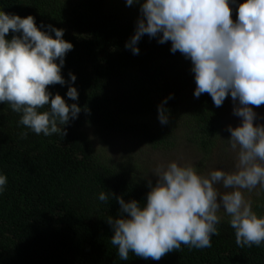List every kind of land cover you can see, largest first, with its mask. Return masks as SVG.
I'll return each instance as SVG.
<instances>
[{"label": "trees", "instance_id": "16d2710c", "mask_svg": "<svg viewBox=\"0 0 264 264\" xmlns=\"http://www.w3.org/2000/svg\"><path fill=\"white\" fill-rule=\"evenodd\" d=\"M0 11L31 15L42 31L48 25L65 31L63 39L74 46L62 68L67 83L48 90L82 109L69 123L81 120L100 132L132 134L165 149L182 118L199 150L207 153L214 145L218 112L210 95L195 98L191 62L173 54L171 42L147 35L136 45L139 55L125 47L140 13L114 0H0ZM69 87L77 89L78 100L67 97ZM170 96L164 105L169 123L162 125L158 106ZM21 115L0 104V174L8 180L0 194V264H264V244L239 247L230 218L217 225L220 234L210 248L181 245L159 261L131 252L127 261L119 259L107 223L121 216L115 197L143 206L147 183L107 165L80 133L37 135L19 123ZM24 131L27 139L20 137ZM101 192L109 194L107 202L99 200ZM253 211L264 217V191Z\"/></svg>", "mask_w": 264, "mask_h": 264}, {"label": "clouds", "instance_id": "9594fccd", "mask_svg": "<svg viewBox=\"0 0 264 264\" xmlns=\"http://www.w3.org/2000/svg\"><path fill=\"white\" fill-rule=\"evenodd\" d=\"M134 4H140V17L125 47L139 55L136 45L145 35L159 38L160 44L171 42V52L191 62L195 98L208 94L219 108L230 96L233 115L241 124L226 129L230 133L227 142L235 153L233 171L218 169L201 175L191 164L181 166L173 161L154 169L157 179L155 183L148 179L150 191L143 206L110 193L121 212L120 218L107 220L114 232L111 244L124 261L130 252L159 261L181 245L210 248L212 237L220 234L218 213L223 210L230 217L239 247L261 246L264 217L253 211L243 190L264 191V124H256L254 111L264 106V0H126V6ZM47 28L37 27L31 15L21 18L0 11V104H9L12 111L22 114L19 123L33 133L64 138L68 135L65 126L82 109L75 103L69 106L59 94L53 97L48 89L67 83L62 68L74 46L63 39V29ZM10 34L15 35L6 39ZM69 76L75 83L77 77ZM67 97L78 100L77 89L69 87ZM171 98L158 106L162 125L169 123L170 113L164 105ZM46 106L49 110L40 111ZM20 137L27 139L28 132H21ZM7 183V176L0 174V194ZM108 199L109 194L100 193V201Z\"/></svg>", "mask_w": 264, "mask_h": 264}, {"label": "rangeland", "instance_id": "374dc122", "mask_svg": "<svg viewBox=\"0 0 264 264\" xmlns=\"http://www.w3.org/2000/svg\"><path fill=\"white\" fill-rule=\"evenodd\" d=\"M118 6L139 14L138 4L131 7L126 6V0H114ZM239 3L245 0H238ZM236 18L234 13L233 19ZM233 101L229 96L222 107L216 108L218 112V134L214 145L207 153L199 150L191 141L189 131L182 123V118L178 119L180 127H176L172 133V142L165 148L156 147V143H148L147 141L137 138L128 133L121 132H100L85 122L78 120L65 126V130L70 133H80L86 138L90 147L95 151L105 163L111 167L128 170L129 174L147 183L151 179L153 183L156 177L153 174L154 169L158 165L167 166L175 161L181 166L191 164L201 175H207L212 170L223 169L225 171H233L235 165V153L232 152L228 144L230 133L226 131L229 125L236 127L241 124L239 117L233 115ZM258 114L256 124H264V106L254 108ZM185 113V109L181 114ZM180 114V115H181ZM183 117V115H182ZM172 121V120H171ZM167 136L165 139H169ZM220 191H225L218 186ZM247 199L252 202V209L260 200L262 190L256 189L252 192L243 190ZM218 215L222 219L230 218L223 210Z\"/></svg>", "mask_w": 264, "mask_h": 264}]
</instances>
